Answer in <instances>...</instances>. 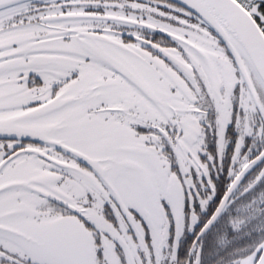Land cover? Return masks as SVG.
I'll list each match as a JSON object with an SVG mask.
<instances>
[{
  "label": "snow or ice",
  "instance_id": "obj_1",
  "mask_svg": "<svg viewBox=\"0 0 264 264\" xmlns=\"http://www.w3.org/2000/svg\"><path fill=\"white\" fill-rule=\"evenodd\" d=\"M0 264H264V0H0Z\"/></svg>",
  "mask_w": 264,
  "mask_h": 264
}]
</instances>
